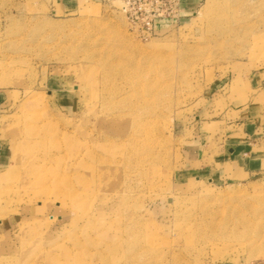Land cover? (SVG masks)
Listing matches in <instances>:
<instances>
[{
	"label": "rangeland",
	"instance_id": "374dc122",
	"mask_svg": "<svg viewBox=\"0 0 264 264\" xmlns=\"http://www.w3.org/2000/svg\"><path fill=\"white\" fill-rule=\"evenodd\" d=\"M124 6L0 0V264L264 263V174L224 165L264 124V0H192L155 35Z\"/></svg>",
	"mask_w": 264,
	"mask_h": 264
},
{
	"label": "crops",
	"instance_id": "0c3cea01",
	"mask_svg": "<svg viewBox=\"0 0 264 264\" xmlns=\"http://www.w3.org/2000/svg\"><path fill=\"white\" fill-rule=\"evenodd\" d=\"M192 0H182V14L186 16L192 9ZM226 145L224 165L235 169L240 176L264 174V124L255 122L242 125L239 138Z\"/></svg>",
	"mask_w": 264,
	"mask_h": 264
},
{
	"label": "bare ground",
	"instance_id": "6f19581e",
	"mask_svg": "<svg viewBox=\"0 0 264 264\" xmlns=\"http://www.w3.org/2000/svg\"><path fill=\"white\" fill-rule=\"evenodd\" d=\"M217 24V23H216ZM222 32V31H221ZM151 89V88H150ZM155 96V95H154ZM151 97H153V96H151ZM155 97H158V96H155ZM147 100V99H146ZM144 101V100H143ZM153 101H155V100H153ZM148 102H149V100H148ZM139 103V102H138ZM153 103H155V102H152V105H153ZM142 109V108H141ZM146 111V110H145ZM142 130V129H141ZM129 137L127 136V139H128ZM126 139V138H125ZM140 140V139H139ZM136 141H138V140H136ZM147 141V140H146ZM145 140H144V142H146ZM125 142H126V140H125ZM143 142V141H142ZM141 142V143H142ZM138 143L139 142H136L134 145L135 146H137L138 145ZM140 143V144H141ZM143 145V144H142ZM134 146V147H135ZM145 146H146V144H145ZM143 147H144V145H143ZM147 148V147H146ZM87 151H89L88 149H87ZM54 153V152H53ZM82 153V152H81ZM52 154V153H51ZM55 154V153H54ZM57 154V153H56ZM55 154V155H56ZM94 154H95V152H94ZM125 154V153H124ZM50 155V154H49ZM49 155H48V157H49ZM126 155H127V153H126ZM95 156V155H94ZM42 157V156H41ZM52 155H51V160H52ZM143 157V156H142ZM62 158V157H61ZM76 158V157H75ZM87 158L88 159H92V156H91V154H89V152L87 153L86 152V154L84 155V156H82V155H79V156H77V159H78V161H80V162H78V164H76V165H79V166H84L85 167V172H86V175H87V177H88V179H85L82 183V186H83V189L82 190H85V191H88V188H90V186H99V188L101 187L100 185H101V183L103 182V179L105 178V174H102V175H100V176H96L95 174H93L92 173V169L90 168V167H88V166H85L86 165V161L85 160H87ZM49 159V158H48ZM103 162H106V163H110V160H107V161H104V160H101L100 161V163H103ZM117 162H119V161H117ZM72 164H73V162H71ZM30 164V163H29ZM42 164V163H41ZM63 166H65V165H63ZM74 166V165H73ZM95 169V168H94ZM33 174L36 176V182L37 183H40V182H44V180H46V177H47V173H45L44 171V169L43 168H41V167H38V168H34L33 170ZM73 173V172H72ZM81 173V172H80ZM49 177V176H48ZM79 176H77L76 178H78ZM50 178V177H49ZM52 178H54V182H55V185H56V187H54V189H57V191H59L58 193H61L60 194V196L58 197V199L60 198L61 199V201H64V200H66V199H68V200H71V203H73V200L74 201H77L78 199H80V198H78L79 196H80V194H78V191H77V189H75L74 187H73V180H74V176H69L68 174H60V173H58V172H55V173H53L52 174ZM75 178V179H76ZM51 180V179H50ZM81 182V181H80ZM36 183V184H37ZM35 184V185H36ZM105 184H106V182H105ZM40 186V185H39ZM43 186H41V187H39V188H42ZM48 188V187H47ZM82 188V187H81ZM46 189V188H45ZM65 194V195H64ZM69 197V198H68ZM76 214V213H75ZM76 216V218L74 219V221H73V225H75V224H77L78 222H79V213L77 214V215H75ZM84 217H85V220H86V229H88V230H90V228L92 227V223H90V219H88L87 217H86V214L85 215H83ZM139 227V226H138ZM194 228V227H193ZM101 229V228H100ZM85 231V230H84ZM194 232H197V231H194ZM130 235V234H129ZM133 236V235H132ZM141 236V235H140ZM127 237H129V236H127ZM122 238H120V237H118V238H116V241H115V245H117V246H121L122 244H123V242H122ZM123 241H125V240H123ZM149 246V245H148ZM147 249V248H146ZM157 250V249H156ZM147 252V251H146ZM152 252H155L154 250L152 251ZM158 254H159V252H157ZM161 253H163V252H161ZM66 254H68V256H70V254H69V252H66ZM79 255V254H78ZM78 255H76L75 256V259L77 260V256ZM156 255V254H155ZM154 255V256H155ZM46 257H49V255L47 254L46 255Z\"/></svg>",
	"mask_w": 264,
	"mask_h": 264
},
{
	"label": "built area",
	"instance_id": "2783aa9c",
	"mask_svg": "<svg viewBox=\"0 0 264 264\" xmlns=\"http://www.w3.org/2000/svg\"><path fill=\"white\" fill-rule=\"evenodd\" d=\"M125 10L134 11L142 17L149 34H157L163 25H173L181 21L182 0H123ZM264 264V263H256Z\"/></svg>",
	"mask_w": 264,
	"mask_h": 264
}]
</instances>
